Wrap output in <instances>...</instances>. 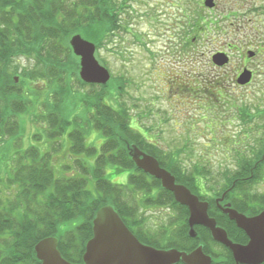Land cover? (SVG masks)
Returning <instances> with one entry per match:
<instances>
[{
    "label": "trees",
    "instance_id": "trees-1",
    "mask_svg": "<svg viewBox=\"0 0 264 264\" xmlns=\"http://www.w3.org/2000/svg\"><path fill=\"white\" fill-rule=\"evenodd\" d=\"M129 4L132 8L129 0H0V264H41L35 246L50 236L59 238L64 258L82 262L96 213L107 204L116 208L143 243L189 252L203 244L204 252L213 258L212 264H235L231 251L215 241L206 227L196 225V236L189 235L188 207L179 204L160 180L136 167L124 138L156 157L178 183L208 201L209 215L229 237L234 239L237 231L247 240L245 232L216 207L217 197L226 193L235 209L249 215L264 210V193L249 194L264 177V126L262 136L256 139L258 145L249 143L252 154L239 156L236 162L240 167L226 177L222 190L207 199L209 195L203 191L211 171L197 165L184 169L172 153L133 125L138 119L125 109L121 99L116 98L119 107L110 103L116 91L122 97L125 92L123 86L120 91L121 86L112 81V75L104 85L81 80L79 58L69 44L71 36L81 33L98 48L106 33L130 15L126 11ZM192 18L195 34L200 35L204 28L213 36L215 30L216 35L224 31L223 18L205 21L206 16L201 14ZM202 21L206 27L201 26ZM209 42L218 43L215 36ZM190 44L191 40L185 39V46ZM225 45L237 48L229 42ZM192 54L198 56L196 51ZM23 57L37 64L22 69L24 80L18 85L10 72L11 65ZM86 86L104 91L85 93ZM110 86L114 92L105 90ZM39 103L43 125L31 134L30 145L24 148L25 144L19 142L25 129L22 118L31 105L37 110ZM93 130L104 139L100 148L95 145L96 137L90 142ZM9 146L17 150L12 158L4 159ZM61 150L69 151L72 165L65 163L57 167L58 171L53 156ZM123 173H127L125 183L111 179V175ZM151 207L176 211L180 219L177 227L170 230L165 225L149 233L143 210Z\"/></svg>",
    "mask_w": 264,
    "mask_h": 264
},
{
    "label": "rangeland",
    "instance_id": "rangeland-1",
    "mask_svg": "<svg viewBox=\"0 0 264 264\" xmlns=\"http://www.w3.org/2000/svg\"><path fill=\"white\" fill-rule=\"evenodd\" d=\"M129 1L132 8L129 4L126 11L130 15L126 14L120 19L121 25L106 33L96 52L97 58L111 72L112 81L121 86L120 91L123 86L126 92L122 97L116 91L110 103L119 107L116 98L121 99L125 109L138 119L133 125L163 150L172 153L184 169H193L196 165L209 169L208 186L203 193L209 195L207 199L211 198L215 191L222 190L226 177H231L234 169L240 167L236 162L239 156L251 155V145H258L256 139L262 136L264 0H214V10L205 6V0H192L193 17L201 14L206 16L205 21L216 17L225 20L223 34L216 35L217 30L212 33L219 44L209 42L214 36L209 35L207 28L198 35L192 24L186 27L181 22L183 11H179V5L169 6L164 11L163 0ZM205 21L201 26L206 25ZM103 29L102 25L100 31ZM100 31L98 28V33ZM185 39L191 40L189 47L185 46ZM227 42L237 48L227 47ZM194 51L198 56L192 57ZM248 51H255L257 55L250 58ZM218 53H224L229 58L228 63L223 66L214 63L213 56ZM36 62L33 59L30 64L25 57L14 60L10 72L15 84L21 85L24 80L22 69L34 68ZM247 67L253 71L252 80L240 85L237 78ZM125 83L128 84L125 86ZM92 88L86 86L83 91H104L100 87ZM105 90L114 92L115 88L110 86ZM41 112L43 108L39 103L37 110L31 105L28 114L22 115L25 129L19 142L25 144L24 148L30 145L31 134L43 125L39 119ZM95 137V145L100 148L104 139L99 131L93 130L90 142ZM16 150L15 146H9L4 159L12 158ZM68 156L66 150L54 154L57 170L65 163H72ZM111 179L125 183L127 173L111 175ZM252 191L264 193V177L253 190L251 188L250 195ZM143 213L148 218L149 233L165 225L174 230L180 221L173 209L151 207Z\"/></svg>",
    "mask_w": 264,
    "mask_h": 264
},
{
    "label": "water",
    "instance_id": "water-1",
    "mask_svg": "<svg viewBox=\"0 0 264 264\" xmlns=\"http://www.w3.org/2000/svg\"><path fill=\"white\" fill-rule=\"evenodd\" d=\"M205 5L214 7V0H206ZM69 44L79 58V76L88 84L104 85L111 79L109 69L97 58V46L81 33L73 34ZM255 55L249 51L248 56ZM214 63L223 66L229 58L224 53L213 57ZM253 71L245 68L237 78L240 85L251 82ZM131 159L137 168L157 178L164 189L171 191L175 200L189 209V235L196 236V225L208 228L213 239L224 244L233 254L235 264L264 263V210L254 216H248L233 207L230 202L221 206L223 213L234 221L249 237L247 244L234 242L225 228L209 215V202L203 201L184 184L178 183L176 177L159 160L138 147L135 143L123 139ZM224 193L217 203L223 201ZM37 258L41 264H212V256L204 252L203 245L192 251L177 248H157L143 243L128 228L116 208L107 204L97 211L93 220V235L86 244L83 260L74 263L62 255L59 238L50 236L40 240L35 246Z\"/></svg>",
    "mask_w": 264,
    "mask_h": 264
},
{
    "label": "flooded vegetation",
    "instance_id": "flooded-vegetation-1",
    "mask_svg": "<svg viewBox=\"0 0 264 264\" xmlns=\"http://www.w3.org/2000/svg\"><path fill=\"white\" fill-rule=\"evenodd\" d=\"M164 1V3H166V6H165V8H163V10L164 11H167V7H171V8H176L177 7V5H179L180 6V8H179V11L182 9V21L181 22H183V24L187 27V24L189 23V25H191L190 23V21L191 20H194L192 17H193V15H192V6H191V1L192 0H163ZM179 2H181L182 4H178ZM216 4V3H215ZM166 9V10H165ZM186 10V11H185ZM212 10H214V8H212ZM212 10H210V11H212ZM175 15V14H174ZM170 19V18H169ZM175 21H176V19H174ZM172 23V22H171ZM174 24L172 23V25L171 26H173ZM221 197V196H220ZM220 197H217L216 198V202H215V205H216V207L218 208V209H220L221 210V206L220 205H225L227 202H229V201H227V199H226V195H225V198H224V200L223 201H220L219 202V204L217 203V199H219ZM209 206H210V204H209ZM222 211V210H221ZM241 212V211H240ZM244 214H247L248 216H254V215H249L248 213H244ZM227 215V214H226ZM232 221V220H231ZM234 222V221H233ZM235 223V222H234ZM236 224V223H235ZM237 226V225H236ZM247 236V235H246ZM234 242H236V243H239V244H247L248 243V241H249V237L247 236V240H244L243 238H242V236H241V234L239 233V232H235V237H234V239L232 238V237H230ZM225 246V245H224ZM226 247V246H225Z\"/></svg>",
    "mask_w": 264,
    "mask_h": 264
}]
</instances>
